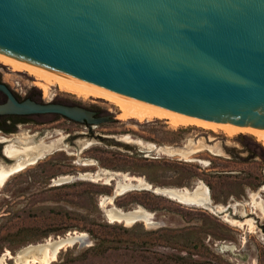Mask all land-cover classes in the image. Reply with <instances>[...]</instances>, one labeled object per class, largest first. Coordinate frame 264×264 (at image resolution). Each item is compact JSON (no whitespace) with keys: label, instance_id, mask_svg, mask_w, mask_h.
<instances>
[{"label":"rangeland","instance_id":"1","mask_svg":"<svg viewBox=\"0 0 264 264\" xmlns=\"http://www.w3.org/2000/svg\"><path fill=\"white\" fill-rule=\"evenodd\" d=\"M13 67L0 59V81L18 97L79 104L98 115L111 113L114 119L102 128H90L63 116L34 117L39 125L25 126L30 129L25 133L41 131L38 138L59 142L60 147L0 185V258L6 250L14 255L26 245L76 231L84 236L60 249L49 264H264V146L254 136L172 125L159 118H123L104 98L67 91ZM189 140L194 152L187 158L155 148L184 147ZM102 170L139 176L157 187L191 189L201 182L211 203L184 204L151 189L133 188L116 196L114 205L124 210L140 205L152 212V223L110 221L100 201L113 193V185L77 177ZM66 174L76 177L53 181Z\"/></svg>","mask_w":264,"mask_h":264},{"label":"water","instance_id":"2","mask_svg":"<svg viewBox=\"0 0 264 264\" xmlns=\"http://www.w3.org/2000/svg\"><path fill=\"white\" fill-rule=\"evenodd\" d=\"M0 58L157 113L264 128V0H0ZM0 91V114L63 116L90 128L114 119L17 100L3 81Z\"/></svg>","mask_w":264,"mask_h":264},{"label":"bare ground","instance_id":"3","mask_svg":"<svg viewBox=\"0 0 264 264\" xmlns=\"http://www.w3.org/2000/svg\"><path fill=\"white\" fill-rule=\"evenodd\" d=\"M5 62L14 65L19 70H25L30 74L39 76L45 81L51 82L53 85L57 83L60 88H65L67 91H71L77 94L89 95L93 97H101L112 103H114L120 110V117H133L139 120L145 118H159L166 119L172 125L178 124H196L203 128L211 129L214 132L219 130L223 131L228 135H233L238 132H244L254 135L258 140H260L264 145V128L258 129L250 132L246 127H220V126H209L161 113L154 112L147 109L127 98L109 95L105 93L95 92L57 72L44 71L29 69L21 60L0 58ZM44 86V85H43ZM45 87V86H44ZM4 141H9L4 138ZM193 142L189 140L184 147H172V146H159L155 147L158 151L165 153L167 155H180L183 158H187L189 154L194 152ZM60 147L59 142L46 143L43 139L34 141L32 136L21 137L18 142H8L4 146V153L13 160V162L8 164H2L0 166V185H2L13 173L23 169L27 165L36 162L38 159L44 157L48 152ZM79 176H90L97 179H103L105 183L112 184L114 187L113 193L111 195H106L102 197L100 204L103 207L104 214L106 218L110 221L124 222L126 225H131L136 221H143L146 224L152 223V212L144 209L140 205H136L131 209L124 210L116 207L113 200L116 196L125 193L126 191L133 188H146L151 189L153 192L160 193L171 199L177 200L184 204H193L197 206H206L211 203V199L208 195V189L201 182L198 183L193 188L189 189L186 187H157L152 186L150 183L146 182L142 177L130 176L127 173H122L118 171L102 170L93 172H85L77 175ZM75 175H62L54 179L55 183L68 182L75 178ZM235 207V205H234ZM130 208V207H129ZM219 208V207H218ZM224 206L220 207L219 210H224ZM250 227H252V222L248 221ZM238 224L243 225V222L238 221ZM84 233L68 232L63 237L49 238L45 242L29 244L19 250H17L14 255L6 250L1 255V263L7 264L8 259H12L14 264H49L54 260L59 252L65 246L72 245L78 239L82 238ZM225 249H232L231 246L222 245Z\"/></svg>","mask_w":264,"mask_h":264},{"label":"flooded vegetation","instance_id":"4","mask_svg":"<svg viewBox=\"0 0 264 264\" xmlns=\"http://www.w3.org/2000/svg\"><path fill=\"white\" fill-rule=\"evenodd\" d=\"M13 68L16 69L15 67H13ZM16 70L20 71L19 69H16ZM35 78H37V77H34V79ZM34 83H37V82L34 81ZM12 92H13L14 96L17 98V100H23V99L29 98L31 100L39 101V99L34 98L33 95H25L24 97L20 98L14 93L13 90H12ZM5 101H6V95L0 91V103H3ZM66 104L79 105V104H73V103H66ZM79 106H82V105H79ZM86 108L91 109L90 107H86ZM34 115H37V114L36 113H32V114H16V113L0 114V137H1V139H0V159H2V161H3V162H0V164L1 163L8 164V163L13 162V160L10 159L4 153V146L6 143L13 142L18 137H23V136L25 137L27 135L30 137L32 136V139L34 141H38L39 139H44L43 137L38 138V133L40 134L41 131H37V133H32V134L25 133L27 130H30L29 128H25V126H28L30 124L39 125V121L33 119L35 117ZM96 115H98L97 112H96ZM82 123H85V122H82ZM85 124H88V123H85ZM88 125H91V124H88ZM4 138H6L9 141L5 142ZM63 143H64V141H63ZM250 213L253 215V217L256 218V219L253 218L254 222L257 221L258 216L256 215V213L254 211L250 212ZM240 217H244V216L240 215ZM260 224L262 225L263 223H260ZM262 226L263 227L260 228V230H261V233L264 234V232H262V230L264 229V225H262ZM254 249L257 251H261V249H256V248H254Z\"/></svg>","mask_w":264,"mask_h":264},{"label":"trees","instance_id":"5","mask_svg":"<svg viewBox=\"0 0 264 264\" xmlns=\"http://www.w3.org/2000/svg\"><path fill=\"white\" fill-rule=\"evenodd\" d=\"M116 117V116H115ZM117 118V117H116ZM134 120H136V119H134ZM247 134H249V133H247ZM252 135V134H251ZM252 136H254V135H252ZM255 137V136H254ZM255 139L257 140V141H259L262 145H263V143L260 141V140H258L256 137H255ZM264 146V145H263Z\"/></svg>","mask_w":264,"mask_h":264}]
</instances>
